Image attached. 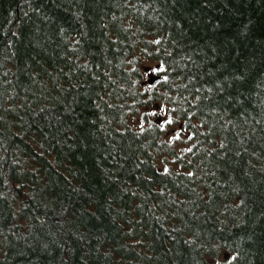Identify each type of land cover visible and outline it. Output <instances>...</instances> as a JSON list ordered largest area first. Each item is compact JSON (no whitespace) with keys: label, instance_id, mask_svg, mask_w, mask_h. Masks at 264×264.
Segmentation results:
<instances>
[{"label":"trees","instance_id":"16d2710c","mask_svg":"<svg viewBox=\"0 0 264 264\" xmlns=\"http://www.w3.org/2000/svg\"><path fill=\"white\" fill-rule=\"evenodd\" d=\"M0 264H264V0H0Z\"/></svg>","mask_w":264,"mask_h":264},{"label":"rangeland","instance_id":"374dc122","mask_svg":"<svg viewBox=\"0 0 264 264\" xmlns=\"http://www.w3.org/2000/svg\"><path fill=\"white\" fill-rule=\"evenodd\" d=\"M147 67H145V69H146ZM148 82V81H147ZM154 111H156V112H159V114L157 115V117H156V121L158 122V123H161L162 122V116H163V107H157V106H155V108H154ZM148 112H149V110H148ZM150 113V112H149ZM164 118H165V116H163V120H164ZM158 119V120H157ZM162 124H163V122H162ZM166 127V129L167 130H173L174 128H175V124L173 123V122H170L168 125H166L165 126Z\"/></svg>","mask_w":264,"mask_h":264},{"label":"water","instance_id":"95a60500","mask_svg":"<svg viewBox=\"0 0 264 264\" xmlns=\"http://www.w3.org/2000/svg\"><path fill=\"white\" fill-rule=\"evenodd\" d=\"M157 78H158L157 75L150 76L149 79H148V81H149V83H153V81H154L155 79H157ZM157 120H158V119H157ZM228 256H229V253H228L227 251H225V252H224V258L227 259Z\"/></svg>","mask_w":264,"mask_h":264}]
</instances>
